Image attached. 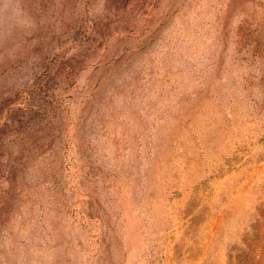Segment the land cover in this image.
<instances>
[{"label": "rangeland", "instance_id": "374dc122", "mask_svg": "<svg viewBox=\"0 0 264 264\" xmlns=\"http://www.w3.org/2000/svg\"><path fill=\"white\" fill-rule=\"evenodd\" d=\"M0 264H264V0H0Z\"/></svg>", "mask_w": 264, "mask_h": 264}]
</instances>
